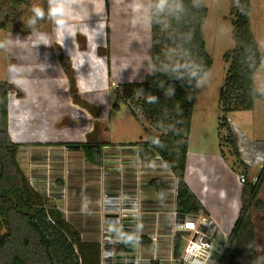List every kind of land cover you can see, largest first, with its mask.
Wrapping results in <instances>:
<instances>
[{
  "label": "rangeland",
  "instance_id": "rangeland-1",
  "mask_svg": "<svg viewBox=\"0 0 264 264\" xmlns=\"http://www.w3.org/2000/svg\"><path fill=\"white\" fill-rule=\"evenodd\" d=\"M203 2L208 9L207 18L203 25V35L205 49L211 57L212 66L201 78L205 81L203 86L197 87L195 84L193 88L194 110L189 135V148L195 151L220 154V158L236 171L246 169L251 175H259L263 171L264 165V0H251V27L262 58L261 65L254 75V84L261 95L255 102L253 109L241 110L238 111L241 114L234 115L249 117L246 126H242L244 123L243 118H240L241 123L238 128H235L230 122L231 133L237 143V154L231 144L226 141L229 132L226 128L220 126L222 111L219 104V92L228 68L224 55L235 47L233 21L236 18L238 4L237 0H203ZM33 5H39L46 10L47 0H0V8L3 11V13H0V20L6 19L8 23L6 30H0V42H4L6 45L5 48L0 49V80H7L5 77L10 72V64L11 68H18V71L14 69V72L11 73L16 74L17 79H20L18 74L19 61L20 57L25 54L23 52L32 51L33 53L38 50L34 45L30 46L28 37L37 40L43 34L46 35L48 41L50 39V35H47L50 30L49 19L45 18L38 21L34 27H28L27 22L32 16L31 8ZM28 32L30 36L27 35V37L26 33ZM47 65L50 67V63H47ZM38 72H40L38 76L45 74L50 77V74H52L51 70L43 72L39 70ZM37 73L34 74L36 78ZM33 82L36 83L34 80ZM8 83L14 87L8 94V97H10L9 102L11 103V98L18 100L16 106H9L10 113L12 112L15 117L13 124L17 123L18 126H23V135L28 140L31 141L33 136H37L40 129L51 135V125L55 119H61L59 128L71 123V116L63 118V112L47 113L43 108L36 110L32 105H29L32 97L34 98V92L37 90L34 83L24 82V86L19 82L8 81ZM115 87L114 81V84L110 85L111 92L116 90ZM134 99L135 101L139 99L138 94L134 96ZM116 100L115 96L112 95V103ZM116 102L120 105V108L113 109L111 107L110 109L109 106L111 113L103 120L101 138H105L111 144L121 142L120 140L138 141L139 136H142V139L146 138L147 133L145 130L149 127V124L144 116L141 113L134 116L127 102L123 99ZM228 114L226 115L227 120ZM16 118L17 121H15ZM91 121L94 122V119L87 118L85 123L80 125L82 128L76 130L78 134L71 136V139L78 142L84 140L90 131L92 133ZM87 124H90L89 129H86ZM150 129L153 134L159 135L162 133L151 127ZM53 134L56 136L55 139H63L60 136L67 135L65 129ZM19 136L21 135L19 134ZM135 144V142L127 144L130 146L126 148L128 151V154L124 155L126 158L121 156L119 158V154L116 156L114 151L118 150L111 152L107 149L106 153L108 154H106L100 166L89 164L80 150H68L67 148H22L18 158L20 166L31 183L55 202L58 209L64 213L66 220L80 231L84 240L99 241L103 244L104 251L109 248L108 244L105 243L107 241L106 233L118 227L117 223L112 222L115 221V217L112 219L110 213L107 214L103 210L106 204L104 201L106 195L109 197L111 195H125L136 188L140 194L139 199L143 202L144 197H146L148 203L142 205L141 215L147 212L150 216L161 217L162 215H168L170 210L174 212L176 209V177H174L162 157L157 156L156 161L144 159L138 155L136 149L132 148V146H137ZM210 161L212 166L205 175V182H203V179L199 181V174L194 173L191 176L192 184L196 187L199 186L198 192L203 196L206 192H204L203 186H206V190L210 189L206 195L209 202L226 204L231 211L237 185L234 183L231 174H223L226 170L222 164L216 163L218 159L213 158ZM154 177H160L159 179L163 181L166 187L165 195H168V197L161 200L169 201L170 206L166 207L164 204H161V206L151 205L150 201L155 196L152 197L149 191L153 189L154 192H157L149 184ZM200 182L201 185H199ZM259 199H263L264 202V187H261ZM182 218H175L177 222L175 221L173 224L171 222L169 225L163 223L152 228L153 232L151 234L160 237L157 246L162 259L168 260L171 257L176 259L172 237L174 234L184 235L180 237L181 255L183 253L186 243L184 237L188 236L189 232L178 229ZM253 218L256 223L255 247L259 252V264H264V209L254 210ZM233 225L234 223H229L227 231H225L229 240V233ZM133 234H136V231H133ZM161 234L165 236L161 238ZM142 246L141 244V248ZM108 260L102 254L101 264H106ZM174 264H177V262H174ZM224 264H240L236 249L231 250Z\"/></svg>",
  "mask_w": 264,
  "mask_h": 264
},
{
  "label": "trees",
  "instance_id": "trees-1",
  "mask_svg": "<svg viewBox=\"0 0 264 264\" xmlns=\"http://www.w3.org/2000/svg\"><path fill=\"white\" fill-rule=\"evenodd\" d=\"M182 4L184 11L176 19L155 16L152 7V71L145 81L124 88L122 98L134 115L141 113L149 124L145 141L135 144L139 155L151 160L162 157L176 177L178 215H206L185 179L196 78L189 79L185 73V79L177 80L160 71V66L167 62L165 54L171 51L179 52L185 63L198 66L200 78L212 66L203 35L208 9L203 0L200 6H194V0H182ZM237 4L233 21L235 47L224 55L228 68L219 92L220 126L229 132L226 141L236 154L237 143L226 115L254 108L260 98L254 75L262 62L251 28V0H237ZM0 13H3L1 8ZM7 24L6 19H1L0 30H6ZM12 89L13 85L0 80V264H101L102 244L97 240H84L55 202L31 183L20 166L21 145L12 141L8 131V94ZM169 89H174L171 96L166 95ZM137 94L139 99L135 101ZM149 96L156 97V102H150ZM150 127L162 133L153 134ZM108 144L100 142L98 131L94 130L80 148L89 164L100 166L104 159L103 146ZM258 177L256 184L249 179L243 184L239 216L223 252L212 253L214 264H224L233 249L238 253L240 264H252L253 259L259 264L253 213L264 209V202L259 199L264 168ZM149 184L159 195L165 193L161 179L154 178ZM140 243L148 248L154 246L146 236L141 237ZM114 247L121 256L136 252L132 240L120 241ZM180 255L181 239L175 237L174 256L179 258Z\"/></svg>",
  "mask_w": 264,
  "mask_h": 264
},
{
  "label": "crops",
  "instance_id": "crops-1",
  "mask_svg": "<svg viewBox=\"0 0 264 264\" xmlns=\"http://www.w3.org/2000/svg\"><path fill=\"white\" fill-rule=\"evenodd\" d=\"M151 16L152 0H81V4L70 12L69 24L72 26L70 35H65L64 37L58 35L51 20L50 30L46 31L47 35H50L49 41L46 35L41 34V37L33 40L27 36L29 32L26 33L30 46L34 45L38 50H33V53L32 51L23 52L25 54L20 57L19 61L18 74L20 79H17L16 74L11 73L9 69L10 72L5 77L7 80L1 81L19 82L21 85L24 82L34 83L33 80L36 81L34 84L37 90L34 92V98L32 97L29 105H32L36 110L43 108L47 113L63 112V118L71 116L72 119H70L71 123L69 125L62 126V128H59L61 119H55L51 125V135L40 129L38 130V135L33 136L30 141L23 135V126H18L17 123L13 124L15 117L12 112L10 113L9 106H16L18 100L11 98L10 103V97H8V131L12 141L20 144L21 149H36L37 147L67 148L68 150H80L82 152L80 145L87 141L91 131L89 134L87 133L88 136L84 140L78 142L71 139V136L78 134L76 130L82 128L80 125H83L88 118L94 119V122L91 121L94 129L92 128L91 130L98 131L99 141L107 142L105 138H101L103 132L101 129L103 128L104 118L111 113L109 106L110 109L111 107L113 109L120 108L116 101L123 99V91L129 85L145 81L148 74L152 71ZM42 41L48 45L41 44ZM47 63H50V67ZM11 67L10 64L9 68ZM14 69L18 71L17 67ZM39 70L41 72L51 70L52 74H50V77L45 74L38 76ZM35 73H37V78L34 77ZM114 81L116 90L112 89L113 91L111 92L110 85L112 86ZM28 87L30 86L28 85ZM112 95L117 99L114 103H112ZM238 111L241 110L231 111L228 114L229 125L231 122L235 128L240 125V118L244 119L242 126H246L249 119L245 115L238 116L241 114ZM235 114L238 115L234 116ZM15 121H17V118ZM20 122L22 121L20 120ZM90 124H87L86 129L90 128ZM63 129H65L67 135L60 136L63 139H55L56 136L53 133ZM120 141L113 144L107 142L110 145L103 146L104 157L108 154L106 150L109 149L111 152L118 150L114 151L116 152L115 155L119 154V158L120 156L126 158L124 157V155L128 154L126 148L130 146L127 144L139 143L145 141V138L142 139V136H139L138 141ZM132 148L136 149L135 151L138 153V146H132ZM212 153L195 151L190 149L188 144L185 179L203 205L206 216L212 217L219 225L221 233L226 235L225 231H227L228 224H235L242 207L243 185L239 182L238 175L244 172L251 181L258 174L251 175L246 169L236 171L220 158V154ZM213 158L218 159L216 163L222 164L226 170L223 174H231L234 183L237 185L231 211L226 204L209 202L206 195L210 189L206 190V186H203L204 192L206 191L203 196L198 192L199 186L196 187L192 184L191 176L194 173L199 174V181L203 179V182H205V175L212 166L210 165V160ZM152 161H156V158ZM199 185H201V182ZM262 187H264V183ZM149 192L152 197L155 196L150 201L151 205L161 206V204H164L166 207L170 206L169 201L161 200L167 198L168 195H165V193L157 195L156 193L158 192H154L153 189ZM144 204H148L146 197L143 200ZM169 212L168 215H162L161 217L150 216L145 212L141 215L139 232L150 238L148 235L153 232L152 228L155 225L175 223L174 212L172 211L170 214ZM178 216L181 217L183 215ZM163 236L165 235L161 234V238ZM158 250L157 245L152 248L142 246L140 255L145 260L153 261L154 257L159 261L166 260L160 257ZM154 263L158 264V261Z\"/></svg>",
  "mask_w": 264,
  "mask_h": 264
},
{
  "label": "built area",
  "instance_id": "built-area-1",
  "mask_svg": "<svg viewBox=\"0 0 264 264\" xmlns=\"http://www.w3.org/2000/svg\"><path fill=\"white\" fill-rule=\"evenodd\" d=\"M264 168V165H263ZM239 182L243 185L247 180V175L242 172L238 175ZM253 184L259 182L258 175L252 178ZM177 196V192L175 191ZM139 192L137 189H133L130 193L125 195H111L105 196L104 211L110 213L113 223H117L118 227L115 230H110L106 233L105 243L108 244V249L103 251V256L109 260L106 264H214L212 260V253L216 252L221 254L229 242V238L221 233L220 227L217 222L210 216L203 214L199 215H183L181 217V223L178 229L183 232H189L188 236H185V247L182 255L179 258L166 259L159 261L154 257L152 260H145L140 255L141 243L140 239L144 234L139 232V225L141 221L140 209L143 205L141 199H139ZM175 218H179L177 211H174ZM174 218V219H175ZM177 222V219H175ZM136 231V234H133ZM151 241L156 247L159 236L155 234H149ZM182 234H174L172 237H182ZM125 240H132L136 244V252L133 255H120L115 251V243ZM103 246V244H102ZM175 260V261H174Z\"/></svg>",
  "mask_w": 264,
  "mask_h": 264
},
{
  "label": "clouds",
  "instance_id": "clouds-1",
  "mask_svg": "<svg viewBox=\"0 0 264 264\" xmlns=\"http://www.w3.org/2000/svg\"><path fill=\"white\" fill-rule=\"evenodd\" d=\"M81 4V0H47V9L33 5L31 8L32 16L28 20V27H34L38 21L44 20L45 18L52 21L55 31L58 35L64 37L70 35L72 26L69 24L70 12ZM194 6H200V0H194ZM155 16H170L173 19L178 18L179 14H182L183 4L182 0H154L152 5ZM11 43V41H9ZM41 44H45L43 41ZM48 45V44H45ZM5 43L0 42V49L5 48ZM167 62L160 66V71L168 75L170 78L183 80L185 79V73L187 78H196V86L201 87L205 83L200 78V69L194 64L185 63L183 57L179 52L171 51L165 54ZM179 59V62H177ZM11 72H14V68H10ZM174 94V89H169L166 95L171 96ZM156 97L149 96L150 102H156ZM157 145L159 141H156ZM252 264H256L253 259Z\"/></svg>",
  "mask_w": 264,
  "mask_h": 264
}]
</instances>
